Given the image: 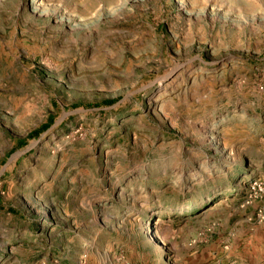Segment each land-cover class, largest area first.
Masks as SVG:
<instances>
[{
  "label": "rangeland",
  "instance_id": "1",
  "mask_svg": "<svg viewBox=\"0 0 264 264\" xmlns=\"http://www.w3.org/2000/svg\"><path fill=\"white\" fill-rule=\"evenodd\" d=\"M0 264H264V0H0Z\"/></svg>",
  "mask_w": 264,
  "mask_h": 264
},
{
  "label": "trees",
  "instance_id": "2",
  "mask_svg": "<svg viewBox=\"0 0 264 264\" xmlns=\"http://www.w3.org/2000/svg\"><path fill=\"white\" fill-rule=\"evenodd\" d=\"M32 135H34V132L33 133H30L28 136H32Z\"/></svg>",
  "mask_w": 264,
  "mask_h": 264
}]
</instances>
